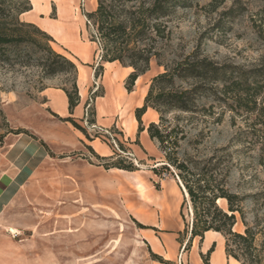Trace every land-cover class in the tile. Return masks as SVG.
Returning <instances> with one entry per match:
<instances>
[{
	"label": "rangeland",
	"instance_id": "rangeland-1",
	"mask_svg": "<svg viewBox=\"0 0 264 264\" xmlns=\"http://www.w3.org/2000/svg\"><path fill=\"white\" fill-rule=\"evenodd\" d=\"M96 5L97 0H74L75 11L85 22L83 39L89 40L95 34L85 13L94 11ZM168 26L170 40L161 41L157 46L165 63L171 61L177 51L188 54L199 48L219 64L229 65L237 72L258 75L255 83L259 91L256 110L248 111L234 105L232 110L226 111L220 124L212 125L204 145L207 152L229 146L233 163L232 189L239 190L238 183L250 181L251 186L242 191L258 197L257 203H246L245 217L249 223L259 218L261 226H264V0H190L189 6L178 9L168 20ZM29 31L41 45L18 46L8 54L11 62L0 61V132L22 131L20 126L31 122L44 108L42 90L54 86L70 88L75 78L69 71L56 75L46 73L41 60L46 54L42 48H53V43L32 29ZM96 61L98 64H93L94 77L88 87L82 123L71 118L84 130L86 138H98L112 148V161L131 160L138 167L134 175L142 177L155 194L162 185L176 181L182 201L176 209H171L169 220H164L170 229L159 231L144 224L148 222H139L131 214L129 203L138 205L141 199L133 177H124L116 185L107 176L99 196L91 199L94 201L92 205L89 200L73 204L66 197H59L58 202L54 199V207L50 199L37 198L36 204L29 199L30 203L27 199L20 201L18 207L22 213L8 215L6 222L17 224L22 229L20 234L6 231L0 235V264H205L204 258L208 264H215L213 257L217 255L223 257V264H230L231 259L223 249L224 238L220 235L210 232L203 239L196 237L188 242L186 224H190L191 214L186 190L183 197L175 174L159 169L161 153L156 142H149L146 131L138 132L135 109L142 106L150 79L162 72L163 66H159L155 59L151 60L149 70L135 81L131 93L134 92L136 103L129 107L125 100L131 93L125 89L124 83L131 68H122L120 63L108 68L107 72L122 83L124 92L119 97L113 91L116 98L114 106L111 100L107 101L108 98L98 104L104 111L107 104L109 110L113 107L115 111L111 116L113 123L103 127L95 124L94 101L106 90L109 95L112 91L106 82L104 84L100 80L103 74L100 53ZM214 111L217 113L220 108L215 106ZM151 121H157V113L148 110L142 116V125L146 127ZM131 127L135 129L132 136ZM92 150L85 147L84 154L88 161L99 165ZM115 154L119 156L115 157ZM158 162L160 164L156 165ZM153 167H157L156 172ZM80 186L77 184L76 189ZM56 187L61 195H66L62 192L67 190L65 181L57 186L54 184ZM40 188L49 191V183L40 184ZM219 205L225 207V201L220 200ZM177 226L178 229L175 228ZM235 230L243 232L240 220ZM157 232H163L166 243L160 254L150 248L148 250L141 239L143 233ZM212 245L213 251L207 253Z\"/></svg>",
	"mask_w": 264,
	"mask_h": 264
},
{
	"label": "trees",
	"instance_id": "trees-1",
	"mask_svg": "<svg viewBox=\"0 0 264 264\" xmlns=\"http://www.w3.org/2000/svg\"><path fill=\"white\" fill-rule=\"evenodd\" d=\"M189 4L190 0H97L95 10L85 13V17L95 29L91 40L98 43L100 60L116 61L131 68L124 83L128 92L133 90L137 78L149 70L152 59L163 66V71L150 79L143 104L135 109V118L138 132L145 130L158 146L159 169L174 173L188 194L186 200L191 214L190 224H186L188 242L214 231L224 238L228 257L241 264H264V226L259 218L249 223L245 217L246 203H257L258 195L242 191L251 186L249 180L238 183L240 191L232 189L233 163L228 145L209 152L204 145L212 125L220 124L226 111L232 110L234 105L256 110L258 75L237 72L229 65L219 64L199 48L188 54L177 51L167 63L161 60L162 53L157 46L161 41L170 40L168 20ZM31 9L30 0H0V61L11 62L8 54L18 46L41 45L30 29L53 42L52 37L34 23L20 19L21 14ZM42 51L46 54L41 60L48 75L69 71L75 76L70 88L61 87L72 114L79 102L77 66L50 46L43 47ZM215 106L220 108L217 113ZM148 109L157 113V121L144 127L142 116ZM63 120L85 134L71 117ZM92 153L106 169H138L131 160L112 161V155L101 157L93 150ZM152 170L156 172L157 167ZM218 200H224L225 207L220 206ZM180 215L184 219L182 211ZM238 219L244 226L243 232L235 230ZM213 246L207 253L213 251ZM203 261L208 264L207 259Z\"/></svg>",
	"mask_w": 264,
	"mask_h": 264
},
{
	"label": "crops",
	"instance_id": "crops-1",
	"mask_svg": "<svg viewBox=\"0 0 264 264\" xmlns=\"http://www.w3.org/2000/svg\"><path fill=\"white\" fill-rule=\"evenodd\" d=\"M30 2L32 9L21 14L20 18L34 23L49 34L53 39V48L65 54L76 64L79 102L71 114L65 92L59 86L47 87L41 93L44 99V108L39 110L40 115L34 116L31 122L22 124L20 126L22 131L0 132V235L10 231V228L18 230L17 234H20L21 226L6 222V219H9L12 214L22 213L23 210L18 207L20 201L24 202L27 199L28 202L29 199L36 204L37 198L50 199L51 206L54 207V199L57 201L60 199L59 197H66L73 201V204L89 200L88 203L92 205L94 201L91 199L99 196L101 186L107 176H110L115 184H118L124 177H133L135 187L141 193V199L138 205L129 203L131 214L139 222H148L144 224H149L159 231L170 229L164 220H169L170 214H172L171 209H176L182 201L177 193L179 187L176 181H173L174 183L171 185H162V188L155 194L142 177L134 175L138 172L136 170L105 169L97 163L88 161L84 154L85 147L92 148L101 157L110 156L112 148L106 143L98 141V138H86L70 122L63 120L70 116L75 121L82 123L88 87L94 77L93 64H98L96 60L100 53L96 41L81 37L85 22L75 11L74 0H64L61 5L58 0H30ZM116 63L118 62L101 61L103 74L100 80L110 86L112 94L109 95L106 90L94 101L95 124L98 126L111 125L113 123L111 116L115 114L114 108L109 110L108 104L106 111L100 109L98 104L108 98L107 101L111 100L114 106L116 98L113 91H116L120 95L119 97H122L124 92L122 83H118L117 79L107 72L108 68ZM122 68L126 67L122 66ZM133 93L125 100L128 107L136 103V96ZM131 128L130 136L135 132V129ZM149 142L152 141L149 139ZM55 174L57 176H54ZM64 181L67 190L62 191L66 192V195L63 196L57 187L54 188V184L57 186ZM44 182L49 183V191L40 188V184ZM79 183L81 186L76 189V185L78 184L79 187ZM173 188L174 190H172ZM42 201L40 202L42 203ZM210 232L222 237L221 234L214 231H208L204 235ZM8 238L11 237L8 235ZM195 238L192 240L194 241ZM141 239L148 250L150 248L151 251L158 254L164 251L166 243L163 232L143 233ZM230 259V264H241L233 257ZM213 262L223 264V257L221 255L214 256Z\"/></svg>",
	"mask_w": 264,
	"mask_h": 264
},
{
	"label": "bare ground",
	"instance_id": "bare-ground-1",
	"mask_svg": "<svg viewBox=\"0 0 264 264\" xmlns=\"http://www.w3.org/2000/svg\"><path fill=\"white\" fill-rule=\"evenodd\" d=\"M63 1L64 0H58V3H59V5H61V3H63ZM70 3H72V2H70ZM75 12V11H74ZM160 163L158 162L156 165H159ZM185 194H186V196L188 197V194H187V192L185 191ZM221 199V198H220ZM219 201L220 200H218V203H219ZM18 231V230H17ZM17 231L14 229V228H10V232L11 233H17Z\"/></svg>",
	"mask_w": 264,
	"mask_h": 264
},
{
	"label": "water",
	"instance_id": "water-1",
	"mask_svg": "<svg viewBox=\"0 0 264 264\" xmlns=\"http://www.w3.org/2000/svg\"><path fill=\"white\" fill-rule=\"evenodd\" d=\"M178 182H179L180 187L182 188V191L184 192V188H183V186H182L180 180H178Z\"/></svg>",
	"mask_w": 264,
	"mask_h": 264
}]
</instances>
